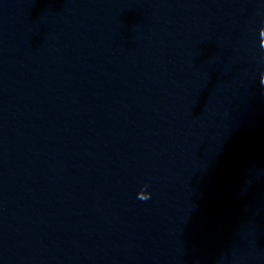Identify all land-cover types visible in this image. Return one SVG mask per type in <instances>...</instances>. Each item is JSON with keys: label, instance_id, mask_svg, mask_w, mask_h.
I'll list each match as a JSON object with an SVG mask.
<instances>
[{"label": "water", "instance_id": "obj_1", "mask_svg": "<svg viewBox=\"0 0 264 264\" xmlns=\"http://www.w3.org/2000/svg\"><path fill=\"white\" fill-rule=\"evenodd\" d=\"M0 264H264V0H0Z\"/></svg>", "mask_w": 264, "mask_h": 264}, {"label": "clouds", "instance_id": "obj_2", "mask_svg": "<svg viewBox=\"0 0 264 264\" xmlns=\"http://www.w3.org/2000/svg\"><path fill=\"white\" fill-rule=\"evenodd\" d=\"M145 187H147V186H145ZM140 192H145L146 195H143V196L138 195V199H140L142 201H146V200L150 199L151 193H149L147 191H143V190Z\"/></svg>", "mask_w": 264, "mask_h": 264}]
</instances>
